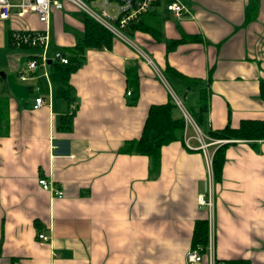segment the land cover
Masks as SVG:
<instances>
[{
  "label": "crops",
  "instance_id": "obj_1",
  "mask_svg": "<svg viewBox=\"0 0 264 264\" xmlns=\"http://www.w3.org/2000/svg\"><path fill=\"white\" fill-rule=\"evenodd\" d=\"M170 1L156 9L161 40L139 31L134 41L160 72L171 66L201 80L188 86L170 79L193 96L194 111L206 89L201 128L209 140L211 131L264 121V0H180L190 10L181 19L167 11ZM78 11L71 4L52 10L49 33L61 52L84 36ZM24 29L45 25L35 14L0 18V264H189L195 224L209 218L200 197L211 188V251L198 264H264V141L232 142L213 187L194 140L193 149L185 140L164 146L154 168L149 157L122 150L140 137L150 106L170 99L156 68L120 40L111 49H86L70 79L72 110L50 69L48 78L27 70L34 49L12 45V32ZM182 34L201 41L168 52L167 42ZM38 97L47 104L35 109ZM193 135L187 126L184 139ZM216 150L209 148L213 156ZM41 178L64 197H52Z\"/></svg>",
  "mask_w": 264,
  "mask_h": 264
},
{
  "label": "trees",
  "instance_id": "obj_2",
  "mask_svg": "<svg viewBox=\"0 0 264 264\" xmlns=\"http://www.w3.org/2000/svg\"><path fill=\"white\" fill-rule=\"evenodd\" d=\"M84 27L83 38L73 49L65 52L68 56L69 63L62 64L55 61L50 64L52 81L58 87L57 94L59 97L68 100L69 105H71L70 107L73 105L71 95L72 87L70 85L71 75L79 68L85 50L111 49L113 42L117 40L110 32L87 16H85ZM161 27V19L155 11L141 16L137 21L130 24L126 32L132 40H134L136 32L140 31L148 33L160 41L162 37ZM196 41H201V38L197 35L190 36L182 34L181 39L167 42V51L174 50L179 44ZM161 72L169 83L172 78L178 79L188 86L201 83V80L185 76L171 66H167ZM261 96L264 99V82L261 84ZM207 111L208 97L206 89H204L200 92V105L198 110L194 111L192 109L191 112L200 128L202 115ZM185 129V119L170 95L167 103L150 106L140 137L135 140L126 141L122 152L147 156L150 158L153 167L158 168L161 162L162 148L172 142L184 140ZM209 136L213 140L229 141L218 147L213 156L214 182L217 184L222 179L227 148L233 144L232 142L237 140L246 141L253 146H256L258 142H263L264 121L243 120L236 128L227 126L220 130L211 131ZM208 245L209 221L208 219L198 220L194 227L192 248L199 249L201 255L205 257L208 254ZM221 262L224 264H251L248 260L217 261V263Z\"/></svg>",
  "mask_w": 264,
  "mask_h": 264
},
{
  "label": "built area",
  "instance_id": "obj_3",
  "mask_svg": "<svg viewBox=\"0 0 264 264\" xmlns=\"http://www.w3.org/2000/svg\"><path fill=\"white\" fill-rule=\"evenodd\" d=\"M160 1L161 0H0V18L2 20H9L12 18L14 12H16L17 17L20 19L25 18L27 15L35 14L39 21L45 25V29L40 31H13L11 35V43L15 47H28L41 50L43 52L42 56H34L29 59L26 64V68L32 72L43 70L47 78L49 77L47 70L50 69V62L53 63L56 61L62 64L69 63L68 56L65 52H56L52 59H48L47 57V52L51 44L49 26L52 10H63L65 8V4H71L85 16L91 18L97 24L110 32L117 40H120L132 47L143 60L156 68L161 81L165 84L170 95L179 107L185 119L186 127H192L194 135L192 137H186L184 139L185 144L188 148L193 149L190 145V141L194 140L198 143L199 149L203 150L209 167L210 181L213 187L215 184L213 173V155L210 153L209 148L215 145L218 149V147L229 141L209 140L208 136L201 130L192 114L186 109L182 100L179 99L175 90L165 79L162 72H160V70L156 67L151 57L142 48L136 45L126 32L130 24L137 21L141 16L147 13L155 12ZM166 9L176 19H181L186 15H190L188 6L180 0H171L167 4ZM20 77L23 81L28 79L27 76L24 75H21ZM128 95H131V92H128ZM46 104L47 101L44 97H38L34 108L39 109ZM76 107L77 105L73 104L72 110H75ZM39 184L45 191H48L52 197H64V192L55 185L53 180L41 178L39 180ZM200 204L209 212L208 221L210 243L208 248L209 251H211V225L213 222L214 211V194L212 188L208 195L200 197ZM39 238L41 240H48L44 234L39 235ZM187 260L189 264H198L203 260V256L201 255L199 249H192L187 255ZM212 264L224 263H217V261L213 260Z\"/></svg>",
  "mask_w": 264,
  "mask_h": 264
},
{
  "label": "rangeland",
  "instance_id": "obj_4",
  "mask_svg": "<svg viewBox=\"0 0 264 264\" xmlns=\"http://www.w3.org/2000/svg\"><path fill=\"white\" fill-rule=\"evenodd\" d=\"M78 12H80V16H82L83 15V13L81 12V11H78ZM31 29H33V28H31ZM26 29H24V30H19V31H25ZM82 37V36H81ZM134 43H135V41L134 40H132ZM140 47V46H139ZM143 49V48H142ZM23 50H26V49H23ZM58 51H60V48L59 47H55V45H53V43H52V38H51V44H50V48H49V50H48V52H47V57H48V59H52L53 57H54V55L56 54V52H58ZM145 51V50H144ZM23 53V52H22ZM25 53V52H24ZM32 53L34 54L33 56H42V54H43V52L41 51V50H38V49H34L33 51H32ZM148 54V53H147ZM152 58V57H151ZM20 60H21V62H22V64L27 60V56H26V54L24 55V56H21V58H20ZM172 80H170V85H172ZM173 87V86H172ZM174 89H175V91H176V93H177V95H178V97H179V99H181L182 100V102H183V104H184V106L186 107V109L191 113L192 112V108H191V106L193 105V96L192 95H190V96H188V98H185V95L184 94H182V91L181 90H178V88L176 89L175 87H174ZM193 116V115H192ZM201 130L203 131V129L201 128Z\"/></svg>",
  "mask_w": 264,
  "mask_h": 264
},
{
  "label": "water",
  "instance_id": "obj_5",
  "mask_svg": "<svg viewBox=\"0 0 264 264\" xmlns=\"http://www.w3.org/2000/svg\"><path fill=\"white\" fill-rule=\"evenodd\" d=\"M50 64H51V62H50Z\"/></svg>",
  "mask_w": 264,
  "mask_h": 264
}]
</instances>
